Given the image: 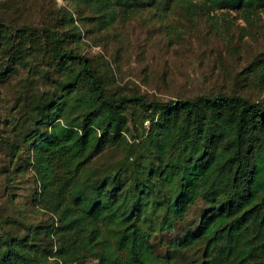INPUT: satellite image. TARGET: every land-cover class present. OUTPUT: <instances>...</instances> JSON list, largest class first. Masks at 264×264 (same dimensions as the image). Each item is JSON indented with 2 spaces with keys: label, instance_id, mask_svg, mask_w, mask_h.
Wrapping results in <instances>:
<instances>
[{
  "label": "trees",
  "instance_id": "trees-1",
  "mask_svg": "<svg viewBox=\"0 0 264 264\" xmlns=\"http://www.w3.org/2000/svg\"><path fill=\"white\" fill-rule=\"evenodd\" d=\"M70 1L78 20L100 27L148 8L246 18L264 10V0ZM64 10L60 31L0 15V81L18 73L31 44L54 72L53 91L39 96L29 131L12 148L18 157L27 145L39 204L55 214L46 244L30 233L0 234V264L263 262L264 101L237 91L167 101L123 91L82 51L81 27ZM254 64L264 79V54ZM111 147L123 157L96 164Z\"/></svg>",
  "mask_w": 264,
  "mask_h": 264
},
{
  "label": "rangeland",
  "instance_id": "rangeland-1",
  "mask_svg": "<svg viewBox=\"0 0 264 264\" xmlns=\"http://www.w3.org/2000/svg\"><path fill=\"white\" fill-rule=\"evenodd\" d=\"M65 8L73 11L81 27L82 51L99 67H108L123 91L137 90L166 101L202 92L237 91L264 101V79L254 67L264 54V10L246 18L234 11L209 17L182 11L162 16L148 8L100 27L88 18L78 20L70 0H0V15L25 27L66 29ZM39 49L29 45L30 54L18 73L0 81V234L30 233L36 242L46 244L55 214L39 204V174L27 145H22L18 157L12 148L29 131L39 96L53 91L49 77L54 72H46ZM5 61L0 48V69ZM122 157L121 148L111 147L96 164L108 165Z\"/></svg>",
  "mask_w": 264,
  "mask_h": 264
}]
</instances>
